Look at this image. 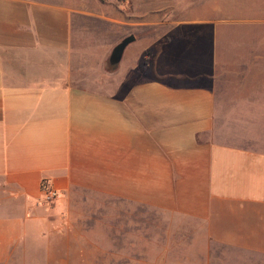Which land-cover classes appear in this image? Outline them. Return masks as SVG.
<instances>
[{
	"label": "crops",
	"instance_id": "1",
	"mask_svg": "<svg viewBox=\"0 0 264 264\" xmlns=\"http://www.w3.org/2000/svg\"><path fill=\"white\" fill-rule=\"evenodd\" d=\"M91 18L134 36L115 86L100 56L87 73L94 49L74 45L75 29ZM156 20L67 0H0V262L50 227L76 188L179 215L206 244L264 255V80L246 75L239 84L257 82L248 96L225 93L213 16L175 24L209 41L200 54L211 69H161L163 54L183 48L154 41L127 65L136 34ZM42 184L59 193L49 208Z\"/></svg>",
	"mask_w": 264,
	"mask_h": 264
},
{
	"label": "rangeland",
	"instance_id": "2",
	"mask_svg": "<svg viewBox=\"0 0 264 264\" xmlns=\"http://www.w3.org/2000/svg\"><path fill=\"white\" fill-rule=\"evenodd\" d=\"M67 1L76 2L81 11L110 16L123 12L156 14L155 26L141 28L136 34L137 41L132 45L135 48L127 56V65L132 64L135 53L154 41L155 48H183L163 54L158 63L161 69L191 74L212 68L211 57L202 60L200 54L203 48L209 50V41L199 43L194 39L197 33L175 27L176 21L219 18L216 55L228 80L223 85L225 93L248 96L252 92L249 86L256 87L257 82L239 84L238 80L246 75L248 80H264V0ZM81 23L85 30L75 29L73 39L77 49H94L84 64L87 73L100 56V68L110 74L105 75L109 76V85L115 86L123 79L126 65L108 69L106 61L126 36H117L111 22L91 18ZM153 47L151 44L148 49ZM142 60L148 63L143 57ZM64 198L62 211L53 214L54 223L14 246L9 259L0 264H264V255L206 244L199 237L196 223L187 221L190 226L181 228L179 215L107 198L85 188H76ZM55 200L44 208H49Z\"/></svg>",
	"mask_w": 264,
	"mask_h": 264
},
{
	"label": "water",
	"instance_id": "3",
	"mask_svg": "<svg viewBox=\"0 0 264 264\" xmlns=\"http://www.w3.org/2000/svg\"><path fill=\"white\" fill-rule=\"evenodd\" d=\"M133 40H134V36L132 35L127 36L112 49L110 56L106 61V66L108 69L117 68L124 47Z\"/></svg>",
	"mask_w": 264,
	"mask_h": 264
},
{
	"label": "built area",
	"instance_id": "4",
	"mask_svg": "<svg viewBox=\"0 0 264 264\" xmlns=\"http://www.w3.org/2000/svg\"><path fill=\"white\" fill-rule=\"evenodd\" d=\"M42 195H43V202L50 203L55 200L59 193L56 189L48 186L46 184H42Z\"/></svg>",
	"mask_w": 264,
	"mask_h": 264
}]
</instances>
